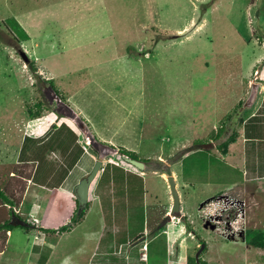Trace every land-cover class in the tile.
I'll return each instance as SVG.
<instances>
[{"label": "rangeland", "instance_id": "374dc122", "mask_svg": "<svg viewBox=\"0 0 264 264\" xmlns=\"http://www.w3.org/2000/svg\"><path fill=\"white\" fill-rule=\"evenodd\" d=\"M262 59L264 0H0V186L13 174L25 178L21 219L68 224L73 189L97 159L77 128L71 134L80 143L63 142L57 126L75 125L54 111L46 79L98 139L135 151L144 164L105 157L91 183L89 220L71 233L45 232V245L33 251L41 242L35 231L15 228L2 261L37 264L54 247L53 264H72L86 260L79 248L91 253L102 235L129 233L130 244L139 234L148 240L140 257L150 264H186L203 244L207 264H264V180L246 181L234 160L239 144L220 150L213 136L220 125L241 136L242 123L231 121L241 108L250 112L251 83H259L252 106L264 100ZM39 100L49 108L29 119L27 106ZM250 123L264 139V118ZM82 152L86 172L67 174ZM169 175L179 210H172ZM119 198L132 202L124 216ZM225 201L233 204L221 213ZM3 213L9 216L0 207V219Z\"/></svg>", "mask_w": 264, "mask_h": 264}, {"label": "crops", "instance_id": "0c3cea01", "mask_svg": "<svg viewBox=\"0 0 264 264\" xmlns=\"http://www.w3.org/2000/svg\"><path fill=\"white\" fill-rule=\"evenodd\" d=\"M136 60L138 62L140 61L139 58H136ZM102 69H106V68H102ZM130 72L132 74L136 75V73H134L131 70L128 72V74ZM105 73H109V72L106 71ZM261 75L264 76V71H262ZM239 102H241L240 99L238 100V103ZM245 108H249L250 112H247V114L244 115L243 108H241V111L238 114H236L235 116H233L234 118L232 117L233 120L231 121V123L235 124L237 121L242 123L240 130H239L241 132V133H239L241 136L237 137V132H236L237 140L235 138V141L232 143H229V144L230 145H233L235 143L239 144V155L234 160H236V162L241 161L242 166L244 167V170H243V174L245 176L244 179L246 181H248V180H264V139L260 138V136L254 134V133L252 134L251 131H252V128L254 127V125L252 123H250V121H252L255 118L256 119H259V118L263 119L264 118V100L256 101L254 107L252 105H249V106L246 105ZM229 109H230V107H228L224 111L225 115L227 113H229ZM228 128H230V127H228ZM228 128H227V133L229 132ZM57 129H58L59 133L62 132L60 134V137L64 138L63 142L66 140L69 142V140H71L70 144H72L71 145L72 147L73 146L76 147V142L80 143V139H76L75 141H73V135L71 134V131L73 133H78V132L74 131L73 128H71L67 123L65 126H62V124H59L57 126ZM231 131H235V130H233V128H232ZM25 137L26 136H22V138H25ZM58 137H59V134H58ZM26 140L31 141L32 142L31 144H33V145H34V142H37V141H35L29 137H26ZM108 142H111V139H108ZM255 142L258 143L257 146H256ZM207 149H209V148H207ZM82 154H83V152L81 153V156L75 161V163L73 165H71L67 174H70L75 168H77L78 170L81 169L79 171L80 175H82V174H84V172H86L87 168L85 166H82V165L79 166L81 163ZM227 154L228 153H225V154L220 153V155H222V157L224 159H227L225 157L230 156ZM48 156H50L49 153H47V157ZM136 176H139V175H136ZM66 177H67V175H65V177L63 178V181L66 179ZM61 185L62 184H60L58 188L60 190H63ZM175 185H176V183H175ZM229 193H231V192H229ZM178 196H179V194H178ZM237 196H239V198H240L239 192H237ZM98 200H99V198H98ZM110 201L111 202L103 203V204H105L104 206L109 204L111 207V205L113 204V200H110ZM21 203H22V200H21ZM21 203H20L18 208L14 209L16 212L20 208ZM129 203L130 202L128 201L127 198H119V205L124 210L122 216H124V214H126L125 208L129 207ZM133 204L138 205V201L135 199ZM179 207H180V205H179ZM137 208H138V206H137ZM87 211H88V209L86 210L83 219L80 222L73 225L69 231H66L67 233H71L72 231H74L75 229L80 227L82 224L84 225V222L89 220L90 216H88ZM117 211H118V209L115 212H113L114 213L113 216H115ZM72 213H71V215H72ZM19 214L20 213H18V215ZM128 218H129V216H128ZM34 221H36L38 224H34V227L30 228L31 229L30 231H35V233L38 235L37 240L41 241V242H37V243H34V245L29 246L28 249H31L32 251L34 249L40 250L43 248V246L45 245L44 237L46 235V233L44 231L39 229V226L40 227L44 226L41 219L37 218ZM63 222H62V224H63ZM58 226H60V225H58ZM58 226H56V225L50 226V227L44 226L43 228H56ZM14 229L7 231L5 233V236L1 235V238L2 237L3 238L5 237V238L3 240V244L0 246V256L2 255V253H4V250L10 241V236L13 235ZM102 229H103V227H101V231H102ZM90 232L94 233L92 231H90ZM188 232L195 236L194 231L188 230ZM63 233H65V232H63ZM54 234H57V233H54ZM99 234L101 235L100 232H99ZM130 235L131 234H129V233H127V234L122 233L120 236L115 237V238H112L111 236H109L108 233L105 234L104 236L102 235L101 239L98 238L96 246L93 248L91 253L84 251L85 250L84 248H81V249L79 248V251H83L82 253H84L86 255V257H85L86 260L74 261V262H72V264H146V263L150 264L146 259H141V257H140L141 253H146V254L149 253V251L147 250L148 249V240L145 239V237H142L143 234H139V236L134 239L135 242L130 244V242H131ZM99 239H100V241H99ZM142 240H144V241L142 243H139V241H142ZM143 243H146V245H147L146 250L142 249ZM124 244H126L125 249H124ZM128 244H130V246L127 247ZM121 245H123V247H121ZM116 246H118V248H116ZM37 250H35V251H37ZM54 250H55L54 247L50 248L49 255L46 257V260L44 262H42V263L38 262L37 263V261H36L35 263H37V264H53L52 255H53ZM27 263L28 262L26 261L24 264H27ZM59 263H61V262L59 261V262H56L55 264H59ZM0 264H5L1 258H0ZM8 264H11V262H9Z\"/></svg>", "mask_w": 264, "mask_h": 264}, {"label": "trees", "instance_id": "16d2710c", "mask_svg": "<svg viewBox=\"0 0 264 264\" xmlns=\"http://www.w3.org/2000/svg\"><path fill=\"white\" fill-rule=\"evenodd\" d=\"M261 61L263 64L264 59H262ZM262 64H260V65H262ZM255 69H260V66L258 67V64H255L253 70H255ZM44 82L47 83V85L49 87L55 89L54 85L52 83V79H46V80H44ZM55 91L57 94L60 95L58 90L55 89ZM60 97L63 100H65L64 97H62L61 95H60ZM241 104H242V102H239V104H237V106L239 107V106H241ZM48 108H49V106L45 105L43 103V101H41V100L36 101L32 105L27 106L28 118L29 119L40 118L43 116V111L47 110ZM230 117H231V114L229 113L225 116V120L230 119ZM51 127L54 128L56 126L53 124ZM223 128H224V126L220 125V127L217 128V134L213 135L215 132H211V134L208 136L209 138L210 137L213 138L212 137V135H213L214 137L216 136L217 140L219 139V149H221V150L224 149L229 143L234 142L235 138H236V132L235 131H231V132L226 133L225 129L223 131ZM74 131L78 132L76 127H75ZM118 154L123 159H135V160L138 159L137 153L135 151L126 149L124 147H118ZM140 161H142V160H140ZM74 163H72L71 165H73ZM27 174H28V176L31 175L30 173H27ZM18 175H20V174H18ZM18 175L16 176V174H13V176H12L13 181L11 183H7L2 187L0 186V207L7 208L8 209V215H9L8 217H6L7 212L5 211L6 213H3V215H2L3 217L1 216L2 218L0 219V221L3 219H4V221L0 222V236L1 235L5 236V233L7 231L13 230L14 228H23L25 230H29V228L34 227V224H31L30 222H28L27 226H20V225L15 223V220L17 218H21L14 209L18 208L20 203H21V200H22L21 196H22V192L24 189V187L21 185H23V183H25V178L22 176H18ZM27 179H30V177H27ZM16 192H20L19 193L20 195L17 196L15 194ZM75 201H76V207H75L72 215L69 218L68 224H66V223L62 224L56 228H43V227L39 226V229L44 231V232H51V233H63V232L69 231L73 225H75L76 223L80 222L83 219L86 210L90 206V202L87 201L86 206L82 210H78L77 200L75 199ZM189 231H191V230H189ZM205 249H206V245L203 244L201 247L200 253L197 255V257L188 255L186 257V264H207V262L204 259H202V257H201V253L203 251H205ZM46 257H47V255L45 257L43 255H40L38 261H40L42 263L46 260Z\"/></svg>", "mask_w": 264, "mask_h": 264}, {"label": "water", "instance_id": "95a60500", "mask_svg": "<svg viewBox=\"0 0 264 264\" xmlns=\"http://www.w3.org/2000/svg\"><path fill=\"white\" fill-rule=\"evenodd\" d=\"M259 90V83L253 82L250 86V92L248 95V98L246 100V105H252L254 100L256 99V96L258 94ZM48 100L52 104H54L55 112L57 114H60L61 117H64L68 120H70L75 127L79 130L81 133L83 139L85 142L96 152L97 159L89 172L86 176L82 177L78 184L73 189V194L75 196V199L78 203V210H82L88 201L89 198V191L91 187V183L94 181L99 168L102 164V161L105 157L117 154L118 153V147L111 145L109 143L102 142L100 139L97 138V136L92 132L89 125L83 119L79 113L71 107L65 100H63L59 94L56 93V91L53 88L49 89V95ZM130 164H133L140 170L144 169V164L141 161L135 160V159H125ZM167 180L170 186V191L173 199V206L172 210H179V196L178 192L176 190L175 180L172 175L167 176ZM15 223L20 226H27L28 222L17 218L15 220Z\"/></svg>", "mask_w": 264, "mask_h": 264}, {"label": "clouds", "instance_id": "9594fccd", "mask_svg": "<svg viewBox=\"0 0 264 264\" xmlns=\"http://www.w3.org/2000/svg\"><path fill=\"white\" fill-rule=\"evenodd\" d=\"M224 197H237V196H224ZM219 198H220V197H219ZM221 198H223V197H221ZM221 200H222V199H221ZM221 200H220V201H221ZM225 204H227L226 207H224V206H221V207H220L221 213H222V212H227V211L230 209V206H231L233 203H232V201H231V202H228V201L226 202V201H225ZM219 216L221 217L222 215L219 214ZM230 221H234V219H232V220H230Z\"/></svg>", "mask_w": 264, "mask_h": 264}, {"label": "built area", "instance_id": "2783aa9c", "mask_svg": "<svg viewBox=\"0 0 264 264\" xmlns=\"http://www.w3.org/2000/svg\"><path fill=\"white\" fill-rule=\"evenodd\" d=\"M83 148H84V145H83ZM146 247H147L146 244H143V245H142V249H143V250H146ZM143 254L146 256V253H143Z\"/></svg>", "mask_w": 264, "mask_h": 264}, {"label": "flooded vegetation", "instance_id": "af4514ba", "mask_svg": "<svg viewBox=\"0 0 264 264\" xmlns=\"http://www.w3.org/2000/svg\"><path fill=\"white\" fill-rule=\"evenodd\" d=\"M51 103V102H50ZM52 104V103H51Z\"/></svg>", "mask_w": 264, "mask_h": 264}, {"label": "bare ground", "instance_id": "6f19581e", "mask_svg": "<svg viewBox=\"0 0 264 264\" xmlns=\"http://www.w3.org/2000/svg\"><path fill=\"white\" fill-rule=\"evenodd\" d=\"M70 121V120H69Z\"/></svg>", "mask_w": 264, "mask_h": 264}]
</instances>
